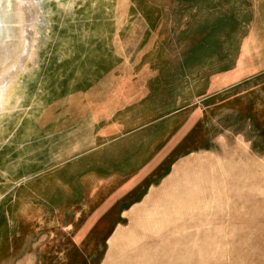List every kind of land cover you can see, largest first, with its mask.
<instances>
[{"label": "crops", "instance_id": "1", "mask_svg": "<svg viewBox=\"0 0 264 264\" xmlns=\"http://www.w3.org/2000/svg\"><path fill=\"white\" fill-rule=\"evenodd\" d=\"M168 1L145 54L116 45L114 66L56 76L33 119L3 118L0 264H99L176 168L264 136V0Z\"/></svg>", "mask_w": 264, "mask_h": 264}, {"label": "rangeland", "instance_id": "2", "mask_svg": "<svg viewBox=\"0 0 264 264\" xmlns=\"http://www.w3.org/2000/svg\"><path fill=\"white\" fill-rule=\"evenodd\" d=\"M166 1L40 0V7L53 11L47 15L51 22L42 26L46 42L77 37L84 24L91 35L90 53L81 51L73 62L59 59L61 75L83 66L97 70L105 61L114 66L116 45L128 57L132 50L145 54L148 39L167 33L162 24L177 21V15L162 14L164 5L174 6ZM148 22L156 25L154 32L146 30ZM99 27L108 28L105 36ZM64 49L45 46L43 53ZM244 137L234 136V151L221 158L191 159L176 168L132 222L108 240L99 264H264V181L253 175L260 162L254 155L264 153V136L252 130L246 137L251 142Z\"/></svg>", "mask_w": 264, "mask_h": 264}, {"label": "water", "instance_id": "3", "mask_svg": "<svg viewBox=\"0 0 264 264\" xmlns=\"http://www.w3.org/2000/svg\"><path fill=\"white\" fill-rule=\"evenodd\" d=\"M6 2L7 0H0V4L3 6L6 5ZM13 3L18 4L19 11L14 13L20 17L19 25L16 26L12 38L16 40V43L5 35L0 39V124L4 117L15 113L13 121L21 119L23 122H28L33 119L36 97L42 95V98L50 101L52 87L57 81L56 76H61V69L57 67L59 59L66 57L73 62L74 57L78 56L81 51L85 55L91 51L90 45H87V43L90 44L89 37L91 35L86 33V24L82 29H78L79 32L84 33L78 34L77 37L76 35L72 38L68 37L66 43L57 38L46 42L42 26L46 25L47 15L53 11L46 7H40V0H14ZM2 20L5 27L6 18H2ZM48 21L51 22V20ZM88 30L90 31V29ZM20 33L22 36L17 37ZM99 38L101 39L100 35ZM44 45L55 48L63 46L65 49L61 52H51L49 55L47 51V54L44 55ZM70 47H75L76 52L71 53ZM7 49H13L14 52L10 54ZM72 67L75 68L76 65L73 64ZM83 68H87V66H83Z\"/></svg>", "mask_w": 264, "mask_h": 264}, {"label": "bare ground", "instance_id": "4", "mask_svg": "<svg viewBox=\"0 0 264 264\" xmlns=\"http://www.w3.org/2000/svg\"><path fill=\"white\" fill-rule=\"evenodd\" d=\"M13 1L14 0H7L5 6L0 4V39H2L4 35L7 38L12 39L13 35H14L15 31H16V26L19 25L20 17H19V15H16L14 13V12L19 11V7H18V4L13 3ZM7 4H9V5H7ZM2 18H4V19L6 18L5 27L3 26ZM99 28H101V27H99ZM107 29L108 28H106V29H102L101 28L100 29V34H102L104 36V31H106ZM99 35H97V36H99ZM21 36H22V34L20 33L17 37H21ZM12 40L15 41V43H16L15 39H12ZM62 42L66 43L67 40H62ZM7 50L10 52V54H12L14 52L13 49H7ZM69 50H70L71 53H75L76 52V48L75 47H70ZM103 50H104V48L102 49V52H103ZM84 70H87V68L84 69ZM63 73L64 72L61 71V74H63ZM60 77H62V75Z\"/></svg>", "mask_w": 264, "mask_h": 264}]
</instances>
